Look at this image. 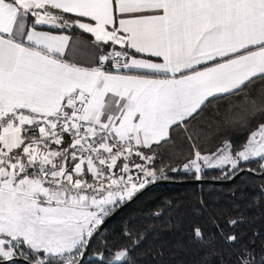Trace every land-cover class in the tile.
Here are the masks:
<instances>
[{"label": "snow or ice", "instance_id": "6c2138e0", "mask_svg": "<svg viewBox=\"0 0 264 264\" xmlns=\"http://www.w3.org/2000/svg\"><path fill=\"white\" fill-rule=\"evenodd\" d=\"M69 28L89 41L51 31ZM257 82L264 0H0V264H76L111 213L169 178L173 154L196 180L264 170ZM237 224L212 219L235 264H257L225 231Z\"/></svg>", "mask_w": 264, "mask_h": 264}, {"label": "trees", "instance_id": "16d2710c", "mask_svg": "<svg viewBox=\"0 0 264 264\" xmlns=\"http://www.w3.org/2000/svg\"><path fill=\"white\" fill-rule=\"evenodd\" d=\"M262 86V82L254 84L252 94L257 95ZM227 135L239 145L246 133L230 131ZM219 143V138L211 137L206 146L214 149ZM187 158V151L166 157L169 178L159 180L180 182L158 183L135 197L95 234L81 264H101L102 259L107 264L109 250L114 253L119 248L129 249L131 264H235V247L226 245L212 226L213 218L224 224L229 216L238 224L235 229L225 226V231H234L240 244L254 248L259 264L264 257V174L243 171L232 181L222 182L236 172L225 178L220 169H207L202 179L219 182H185L195 179L181 167ZM168 167L179 171H167ZM245 168L256 173L262 171L256 163ZM194 223L204 228L203 241L193 237ZM127 232L131 238L125 235ZM18 264L25 262L21 260Z\"/></svg>", "mask_w": 264, "mask_h": 264}, {"label": "water", "instance_id": "95a60500", "mask_svg": "<svg viewBox=\"0 0 264 264\" xmlns=\"http://www.w3.org/2000/svg\"><path fill=\"white\" fill-rule=\"evenodd\" d=\"M38 27H41V26H38ZM46 27V26H44ZM58 30V29H57ZM243 171H249V169H243V170H240L238 172H236L233 176L229 177L228 179L226 180H223L222 182H230L232 181L233 179H235L241 172ZM253 174H256V175H263L264 174V170H262L261 172L259 173H256L254 171H251ZM202 181H209V182H219L218 180H215V179H201V180H189V181H185V182H192V183H198V182H202ZM163 182H180V181H177V180H157L154 184H150L148 185L145 189H143L142 191L138 192L136 195H134V197L123 203L122 205H120L113 213H111L104 221V223L100 226V229L109 221V219H111L115 214H117L123 207H125L126 205H128L135 197H137L139 194H141L142 192H144L146 189L158 184V183H163ZM90 243V242H89ZM87 250H88V247L84 250V255L83 256H80L79 259L76 261V264H81L82 261L84 260V258L86 257V254H87Z\"/></svg>", "mask_w": 264, "mask_h": 264}, {"label": "crops", "instance_id": "0c3cea01", "mask_svg": "<svg viewBox=\"0 0 264 264\" xmlns=\"http://www.w3.org/2000/svg\"><path fill=\"white\" fill-rule=\"evenodd\" d=\"M53 32V34H64V35H68L70 38V47H71V41L73 40H78V41H85L88 42L89 41V36L86 33H82L81 30L76 29L74 31L72 30H51Z\"/></svg>", "mask_w": 264, "mask_h": 264}, {"label": "rangeland", "instance_id": "374dc122", "mask_svg": "<svg viewBox=\"0 0 264 264\" xmlns=\"http://www.w3.org/2000/svg\"><path fill=\"white\" fill-rule=\"evenodd\" d=\"M182 166H183V165H182ZM182 166H181V167H182ZM182 168H183V167H182Z\"/></svg>", "mask_w": 264, "mask_h": 264}]
</instances>
